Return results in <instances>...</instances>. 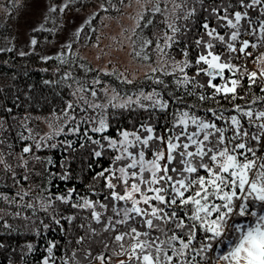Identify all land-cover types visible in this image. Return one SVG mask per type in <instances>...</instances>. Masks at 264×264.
Masks as SVG:
<instances>
[{"label":"trees","instance_id":"1","mask_svg":"<svg viewBox=\"0 0 264 264\" xmlns=\"http://www.w3.org/2000/svg\"><path fill=\"white\" fill-rule=\"evenodd\" d=\"M130 1L47 0L57 6L69 4L63 12L57 11L49 16L44 5L36 14L28 15L29 10L23 8L24 0H0V48L11 49L0 52V243L4 245L0 248V264H42L44 257L48 256L50 244L56 245L52 250L55 264H65L66 260L69 264H101L95 259L101 254L105 258L104 264H119L125 257L114 254L120 249L113 243L111 235L102 231L103 217L98 224L91 219L89 209L71 206L82 203L81 197L104 202V192L107 191H102L104 181L101 179L94 183V177L112 166V158L117 153L105 148L101 157H95L93 149L100 150V147L92 144L91 140L99 139L106 145L103 136L121 138V131H134L143 122L152 124L157 133L166 134L165 127H171L172 112L184 107L174 103L169 93L182 97L187 105H195L197 115H203V109L216 107L212 101L199 102L196 96L187 95L188 91L205 90L176 83L183 79L177 68V63L185 59L183 52H188L190 60L197 55L194 41L204 35L202 24L208 16L203 9L210 7L213 0H204L203 7L200 0H151L152 4L147 0H138L144 1V4L133 13L134 23L128 28L131 35L126 59L118 56L107 66H101L82 56L83 48L99 45L100 38L108 35L101 33L106 24L102 16L106 14L114 22H122L126 14L125 5ZM215 2L220 3V0ZM101 4L107 8L106 11L100 7ZM157 4L161 11H151ZM192 8L196 9V13L185 19ZM140 15L144 18L140 19ZM44 16L48 18L44 19ZM149 20L151 24H148ZM169 23L180 31L173 34L168 28ZM215 23L211 21L210 26H215ZM40 24L44 28L33 31L34 28L39 29ZM128 29L125 28V31L128 32ZM165 34L175 36V41L170 42L171 47L164 46ZM33 38L37 40L35 46L30 44ZM145 39L153 41L147 48L142 47ZM20 51L28 54L20 56ZM135 52L141 55L136 56ZM145 55L149 57L147 60L143 58ZM45 56L51 59H42ZM233 63L243 64L248 72L253 71L243 62V56ZM130 68L134 69L133 72L138 70V75L131 76ZM153 68L157 71L153 72ZM185 72L190 77L195 75L194 68L185 69ZM225 75L230 74L226 71ZM157 78L165 82L167 89L155 83ZM197 79L205 83L206 78ZM95 80L100 83L94 84ZM125 80L133 83H125ZM214 82L221 83L219 79ZM242 84L244 90L240 95L245 97L244 100L230 103L217 97L220 104L231 109L232 103L244 105L254 96L264 95L260 91L264 82L259 79L250 93L247 76ZM81 85L95 88L97 97H91L89 92H79ZM154 89L169 100L167 115L156 110L148 120L149 112L137 108L135 104L130 109L109 106L106 109L82 110L86 105L80 100L81 96L104 105L117 93L119 97L114 103H122L129 96L135 100L141 91L148 94ZM69 103L73 108H68ZM142 103L151 102L142 99ZM92 117L97 121L101 117L105 119L108 128L104 133L91 131L96 123L83 122ZM77 126L80 128L78 133L69 131ZM61 128L63 132L57 135ZM37 144L41 147L37 148ZM52 144L57 146L50 147ZM25 147L31 150L24 153ZM65 174L68 178L62 179ZM70 189L75 191L69 203L55 199L56 196L66 195ZM123 203L120 202L121 205ZM96 211L104 216L112 214L98 205ZM69 216L75 217L71 223L65 219ZM53 217L60 220V224H56ZM5 221L10 228L3 226ZM45 225L48 227L45 228ZM89 226L96 229L95 235L89 231ZM80 236L86 239L77 244ZM29 244L32 245L31 251L28 250ZM88 250L92 253L91 257L85 256Z\"/></svg>","mask_w":264,"mask_h":264},{"label":"snow or ice","instance_id":"2","mask_svg":"<svg viewBox=\"0 0 264 264\" xmlns=\"http://www.w3.org/2000/svg\"><path fill=\"white\" fill-rule=\"evenodd\" d=\"M200 3L203 7L204 0ZM41 4L49 16L69 7L68 3L57 6L47 0H24L23 8L25 11L40 10ZM100 7L107 10L104 4ZM203 10L208 12V16L202 24L204 35L194 41L197 55L190 60L188 52H183L185 59L177 63L183 79L176 83L205 90L188 91L187 95L196 96L199 102L212 101L216 107L203 109L204 114L197 115L195 105H187L182 97L169 93L174 103L184 107L172 112L171 127H165L166 134L157 133L152 124L143 122L134 131H121V138L103 136L106 145L99 139L88 137L92 144L100 147V150L93 149L95 157H101L105 148L115 150L117 154L112 158V166L94 177V183L101 179L104 181L102 191L107 190L104 202L81 197L82 203L71 206L89 209L91 219L98 224L103 217L102 231L108 232L120 249L114 254L125 257L119 264H264V95L254 96L244 105L232 103L231 109H226L217 99L230 103L244 100L240 92L244 90L242 81L245 76L249 93L258 79L264 82V67L248 72L243 64L233 63L241 56L252 57L253 52L248 51L249 48L264 47V0H220V3L213 0L211 6ZM151 11L160 12L161 8L157 4ZM195 13L196 9L192 8L185 19ZM143 18L140 15V19ZM213 20L215 26H210ZM151 23L149 20L148 24ZM43 28L44 25L40 24L39 29L34 28L33 31ZM168 28L173 34L180 31L171 23ZM174 41V35L165 34V47H171L170 42ZM152 43V40L145 39L142 47L147 48ZM30 44L35 46L37 40L31 39ZM157 48L163 52L159 44ZM6 50L11 51L0 48V52ZM18 54L25 56L28 53L20 51ZM135 55L140 56L141 53L135 52ZM143 58L147 60L149 57L145 55ZM256 59L264 64V52ZM188 68L195 69L194 76L190 77L185 72ZM226 71L230 75L226 76ZM197 77L206 78L205 83H200ZM217 79L221 83H215ZM124 82L133 83L131 80ZM93 83L99 84L100 81ZM155 83L167 89L163 80L157 78ZM78 91L97 97L95 88L81 85ZM260 91L264 92V88ZM118 97L117 93L107 104L101 105L81 96L80 100L86 105L82 110L106 109L109 106L130 109L135 104L137 108L148 111V120H151L154 111L167 115L170 108L169 100L155 89L148 94L141 91L135 100L129 96L122 103H114ZM142 99L151 103L144 104ZM68 108H73V105L69 103ZM90 121L97 124L91 129L93 132L104 133L108 128L103 117L98 121L92 117L83 122ZM69 131L78 133L80 128L77 126ZM60 132L63 128L56 134ZM30 150V147H25L23 152ZM61 178L67 179L68 176L65 174ZM74 191L70 189L66 195L55 199L67 204ZM120 202H124L123 205ZM97 205L112 214L104 216L96 211ZM53 219L60 224V220ZM65 219L71 223L75 217ZM3 226L11 227L6 221ZM89 231L96 234L95 228L89 226ZM85 239V236H80L76 243L81 244ZM2 247L4 245L0 243ZM54 247L55 244L49 245L48 256L44 257L42 264H55L52 256ZM31 249L29 244L28 250ZM72 255L74 257L75 253ZM91 255L90 250L85 252L86 257ZM95 259L104 264L102 254ZM65 264L69 261L66 260Z\"/></svg>","mask_w":264,"mask_h":264},{"label":"rangeland","instance_id":"3","mask_svg":"<svg viewBox=\"0 0 264 264\" xmlns=\"http://www.w3.org/2000/svg\"><path fill=\"white\" fill-rule=\"evenodd\" d=\"M147 1L152 4L151 0ZM143 4L144 1L131 0L125 5L126 14L124 15L123 21L119 23L114 22L113 19H111L108 15L104 14L101 19L106 22V24L101 33H108V35L100 38L101 43L99 45L83 48L81 51L82 56L92 59L94 63H100L101 66H107V63L110 62V60H115L118 56H120L121 59H126V50L128 47H130L131 35L128 28H131L132 24L134 23L133 13L138 11L140 6H143ZM42 5L43 4H41V6ZM37 11L39 10L29 9L28 15L36 14ZM125 28L128 29V32L125 31ZM123 44H125L126 47ZM244 58L245 57H243V60ZM246 65H249L253 71H259V69L263 67V64H261L258 60L254 61L252 64L247 63ZM143 67L144 66H142V68ZM130 69L131 70L129 71L131 76L138 75V70L137 72H133L134 69Z\"/></svg>","mask_w":264,"mask_h":264},{"label":"built area","instance_id":"4","mask_svg":"<svg viewBox=\"0 0 264 264\" xmlns=\"http://www.w3.org/2000/svg\"><path fill=\"white\" fill-rule=\"evenodd\" d=\"M248 51L253 52V56L244 58L243 62H245V64H252L254 61L257 60L256 58L260 55V53L264 52V47H258L257 49L249 48Z\"/></svg>","mask_w":264,"mask_h":264}]
</instances>
